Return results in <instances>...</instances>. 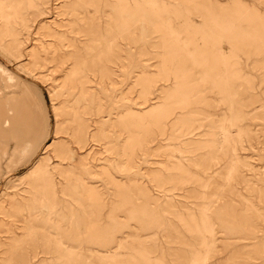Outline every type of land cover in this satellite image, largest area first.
Listing matches in <instances>:
<instances>
[{"label":"rangeland","instance_id":"374dc122","mask_svg":"<svg viewBox=\"0 0 264 264\" xmlns=\"http://www.w3.org/2000/svg\"><path fill=\"white\" fill-rule=\"evenodd\" d=\"M0 264H264V0H0Z\"/></svg>","mask_w":264,"mask_h":264}]
</instances>
